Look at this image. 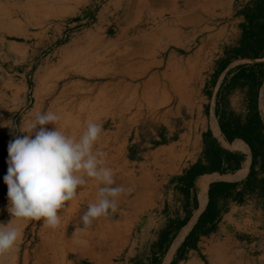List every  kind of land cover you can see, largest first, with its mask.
I'll return each mask as SVG.
<instances>
[{
	"label": "crops",
	"instance_id": "1",
	"mask_svg": "<svg viewBox=\"0 0 264 264\" xmlns=\"http://www.w3.org/2000/svg\"><path fill=\"white\" fill-rule=\"evenodd\" d=\"M95 1L12 0L0 24L27 36L26 44L0 38V223L21 233L0 264H264V190L248 188L250 169L264 181V156L230 130L246 124L253 87L264 126V48L222 71L211 68L225 57L219 46L233 40L227 30L242 22L234 15L262 0H107L96 11ZM148 13L154 20L145 28ZM95 14L89 29L59 43L56 65L42 72V99L21 114L36 48L52 43L48 29L78 30ZM47 111L77 138L89 121L103 126L94 151L105 154L113 186L125 191L114 212L89 226L81 217L102 186L92 178L59 210L56 229L8 211V144ZM212 140L217 170L182 181L197 162L207 166ZM164 236L167 247L159 243Z\"/></svg>",
	"mask_w": 264,
	"mask_h": 264
},
{
	"label": "clouds",
	"instance_id": "2",
	"mask_svg": "<svg viewBox=\"0 0 264 264\" xmlns=\"http://www.w3.org/2000/svg\"><path fill=\"white\" fill-rule=\"evenodd\" d=\"M59 120L53 111L39 112L21 131L25 135L9 142L7 174L3 178L8 189V211L12 217L42 221L56 229L61 224L59 210L92 178L102 186L97 201L81 217L89 226L94 219L114 212L117 198L125 190L113 186V170L105 166V154L94 151L102 124L89 121L77 138L61 131L56 126ZM50 123L55 125L53 130L44 127ZM8 224L0 223L4 225L0 227V256L11 252L21 239V233Z\"/></svg>",
	"mask_w": 264,
	"mask_h": 264
},
{
	"label": "trees",
	"instance_id": "3",
	"mask_svg": "<svg viewBox=\"0 0 264 264\" xmlns=\"http://www.w3.org/2000/svg\"><path fill=\"white\" fill-rule=\"evenodd\" d=\"M261 9H264V0L261 1L259 6L253 10L249 7L242 11V16L245 19V30L242 33L240 44L237 48L232 50L230 53L226 54L224 59L220 60L219 71L225 69L231 60L235 59H250L253 56L258 55L264 48V25L261 27L257 21L259 19L264 20V14H262ZM249 104L247 107V116L245 119L246 124L243 128H239V123L232 129L234 134L233 138L241 139L245 145L249 147L252 154L258 153L262 158L264 156V126L260 120L258 111V92L253 87L252 91L249 93ZM244 137V138H243ZM233 140H229L232 143ZM206 152L205 158L207 159V166H203L201 162L194 164L184 175L180 178L182 181L192 182L196 177L205 174H211L215 172L219 165V149L216 141H211L209 144L205 145ZM225 188H231V186H226ZM248 188H256L264 190V181L257 180L255 175L250 169L248 176ZM226 190H222L218 195H223ZM168 236L160 238V244H166ZM167 245V244H166ZM138 264V263H137Z\"/></svg>",
	"mask_w": 264,
	"mask_h": 264
},
{
	"label": "rangeland",
	"instance_id": "4",
	"mask_svg": "<svg viewBox=\"0 0 264 264\" xmlns=\"http://www.w3.org/2000/svg\"><path fill=\"white\" fill-rule=\"evenodd\" d=\"M12 0H0V11H2V13L0 12V24L3 23V21L5 20L6 17V11H9L10 5ZM105 2H107V0H96L93 5H94V10L96 11L97 9H99ZM15 4H17V0H15ZM246 9L245 7L242 9L244 10ZM145 20H144V27L146 28V26L150 25V23H153L154 17H152V14L148 13L145 15ZM96 18H93V22H91L88 25H81L79 26V29L76 30L75 28L71 27H65V28H61L60 30H58L55 27H51L50 29H48L47 32H49L50 38L52 43H49L47 45H40L38 46V48H36L37 52L34 53L35 58L33 59V69H31L30 71V75H29V79H28V84H29V90L26 94V102L25 105L22 107V112L21 114H24L29 108H31L33 106V104L36 102H40V100L43 97V93H42V82H40L41 80V76H42V72L44 70L45 67L50 66V65H56V53H57V48L59 47V43L60 42H64L66 41L69 37L76 35L86 29H89L91 27L92 24H94L95 21H97V14H95ZM153 18V19H152ZM238 19V20H237ZM3 20V21H2ZM156 20V19H155ZM240 21L242 20V22H240L237 27H234L233 25V29H228L227 30V35L230 37H232V41H230L229 43H225L223 45L219 46V52L217 56H226V54L230 53L232 50H234L235 48L238 47V45L240 44V40L242 37V33L245 30V19L243 18L242 15H240L239 13L234 15V21ZM233 22V21H232ZM236 26V25H235ZM261 27H263V25L261 24ZM6 30V31H5ZM5 30L0 29V38L1 39H7L9 42H14V43H18V44H26L27 40L25 39L27 36L24 34V32L26 30H22L21 28H16L14 32L10 33L9 27H5ZM28 32L31 33H40L43 30L42 29H29L27 30ZM46 31V30H45ZM10 34H8V33ZM263 51V50H262ZM261 51V52H262ZM262 57H264V53L261 54ZM218 58V57H217ZM220 59H216L213 58L211 61V68L214 69H218L220 66ZM264 66V65H263ZM59 77L57 76V71H56V76L54 77V81L53 83L55 85H57L59 83ZM213 121V120H212ZM149 215V214H148ZM168 226H170V223L168 224ZM168 226L166 225V227L168 228ZM170 241V238L168 237L166 244H163V247H167L168 243ZM138 264H142L141 262ZM154 264V259H152V263Z\"/></svg>",
	"mask_w": 264,
	"mask_h": 264
},
{
	"label": "bare ground",
	"instance_id": "5",
	"mask_svg": "<svg viewBox=\"0 0 264 264\" xmlns=\"http://www.w3.org/2000/svg\"><path fill=\"white\" fill-rule=\"evenodd\" d=\"M260 115H261V119H262V121L264 123V88H263L262 96H261V99H260ZM188 229L189 228H185L184 229V231L178 237L177 241H179V240H181L183 238V236L185 235V233L187 232Z\"/></svg>",
	"mask_w": 264,
	"mask_h": 264
}]
</instances>
